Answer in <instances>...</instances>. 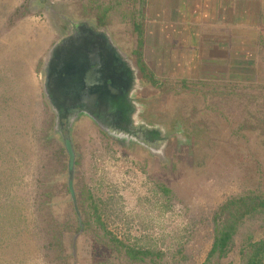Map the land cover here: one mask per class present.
I'll return each instance as SVG.
<instances>
[{"label": "rangeland", "instance_id": "1", "mask_svg": "<svg viewBox=\"0 0 264 264\" xmlns=\"http://www.w3.org/2000/svg\"><path fill=\"white\" fill-rule=\"evenodd\" d=\"M138 1L0 0V264H203L216 209L264 201V82L226 85L225 109L163 84L140 92L141 119L175 137L159 153L125 149L86 119L52 128L42 55L73 20L99 22L136 59ZM263 235L260 204L237 219L219 263L241 264ZM113 238L153 254L133 261Z\"/></svg>", "mask_w": 264, "mask_h": 264}, {"label": "crops", "instance_id": "2", "mask_svg": "<svg viewBox=\"0 0 264 264\" xmlns=\"http://www.w3.org/2000/svg\"><path fill=\"white\" fill-rule=\"evenodd\" d=\"M141 7L134 28L141 56L131 60L139 92H197L225 109L226 85L264 82V0H143ZM143 77L152 79L147 88Z\"/></svg>", "mask_w": 264, "mask_h": 264}, {"label": "flooded vegetation", "instance_id": "3", "mask_svg": "<svg viewBox=\"0 0 264 264\" xmlns=\"http://www.w3.org/2000/svg\"><path fill=\"white\" fill-rule=\"evenodd\" d=\"M102 32L108 35L98 22L71 20L40 58L42 96L52 128L63 132L86 119L125 149L165 151L175 137L164 139L161 126L150 127L141 119L146 108L137 100L131 60ZM102 80L107 88H117L111 95L117 96L118 109L106 103Z\"/></svg>", "mask_w": 264, "mask_h": 264}, {"label": "trees", "instance_id": "4", "mask_svg": "<svg viewBox=\"0 0 264 264\" xmlns=\"http://www.w3.org/2000/svg\"><path fill=\"white\" fill-rule=\"evenodd\" d=\"M138 2L140 6L143 5V0H139ZM105 10L106 9H100L99 21L105 16ZM161 188L165 193H170L168 188L164 186H161ZM249 204L250 206L248 207ZM260 204L264 205V201H254L253 199H247L244 195H239L230 197L216 209L213 215V242L203 264H221L219 263V260L227 255L228 247L232 242V238L236 230L237 219L246 215L250 208ZM94 209L96 210V208ZM226 215L228 216L227 218H225ZM222 216H224V220H220ZM97 218H99L98 215ZM79 227L81 228V225ZM113 241L116 242L115 246L118 248V251L120 253L122 252L126 257L133 261H142L145 257L153 254L151 250L128 247L123 242L115 238H113ZM263 257L264 235L263 238L256 243L254 251L246 252L243 256V260L245 259V261L241 262V264H261Z\"/></svg>", "mask_w": 264, "mask_h": 264}, {"label": "water", "instance_id": "5", "mask_svg": "<svg viewBox=\"0 0 264 264\" xmlns=\"http://www.w3.org/2000/svg\"><path fill=\"white\" fill-rule=\"evenodd\" d=\"M103 33V35H105V36H108L105 32H102ZM109 37V36H108ZM98 83V82H97ZM100 86H104L105 85V81L104 80H102L101 81V84H99ZM105 87V91H106V95H107V97L105 98V101H106V103L110 106V107H112V108H115V109H118V103H117V96L115 97V94L113 95H111V93H114V92H116L117 91V88L115 87V86H112V88H107L108 86H104ZM110 89V90H109ZM100 91L101 90H99L97 93L98 94H100ZM120 91V94H121V90H119ZM110 93V94H109Z\"/></svg>", "mask_w": 264, "mask_h": 264}]
</instances>
